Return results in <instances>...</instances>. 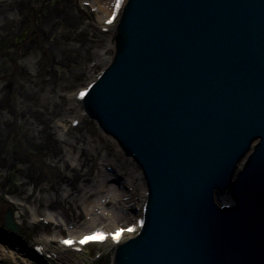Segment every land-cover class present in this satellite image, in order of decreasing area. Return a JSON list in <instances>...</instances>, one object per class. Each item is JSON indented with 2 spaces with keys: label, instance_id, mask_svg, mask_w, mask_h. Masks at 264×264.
<instances>
[{
  "label": "rangeland",
  "instance_id": "1",
  "mask_svg": "<svg viewBox=\"0 0 264 264\" xmlns=\"http://www.w3.org/2000/svg\"><path fill=\"white\" fill-rule=\"evenodd\" d=\"M38 1L0 0V87L5 84L11 91L6 102L10 104V111L0 110V113L6 118L16 119L21 111L26 112L27 116L36 112L41 114L36 120L41 119L51 125L45 130L34 121L38 124L37 130L49 138V148L45 149L48 160L41 153L29 152L27 155L28 166L31 167L30 172L33 175L32 181L35 179L41 189L36 190L30 181L26 182L27 185L23 189H19L24 194H19L12 188L13 192L8 191L9 196H6L8 200L16 203V210L22 218L19 222L33 233L31 238L24 235L28 242L77 235L102 224L124 225L133 217V214L125 211L120 187L113 184L112 187L102 188L101 183L109 174L103 165L110 164L117 170L118 164L110 155L111 152L108 158L104 157L103 151L100 152L101 155L96 153L94 141L98 142L99 139L91 131V122L86 120L79 130L70 134L64 132L63 137L59 136L61 130L58 125L62 123L66 128L64 122L76 113L69 100L71 92L88 81L98 68L105 66L109 61V43L104 37L95 34L91 27L92 23H97L106 15L93 17L89 21L82 14L81 10L86 12L84 3L93 4L94 0H52L44 6L33 25L32 9ZM62 33H67L70 38L63 39ZM85 51L89 52V55ZM37 73L41 75L36 76ZM21 87L29 95V101L26 100L25 104L21 102L24 98L17 94ZM2 96L0 92V99ZM59 96L65 97L64 100H60ZM10 113L13 115H9ZM17 127L21 128L18 124ZM56 140L57 142H54ZM13 141L11 137L7 146L14 145L27 151V145L25 147L22 141ZM81 154L86 158H82ZM6 159V154L0 152V161ZM121 162L122 160H118V163ZM7 170L5 162L2 163L0 181ZM90 171L95 174L93 178L87 177ZM126 181V184L135 187L137 196L141 195L142 184L129 179ZM114 186V211L107 214L102 207H96L90 216L93 227H82L86 222L84 207L93 200H99V195H95L97 192L101 196L100 203L103 204L110 196L108 190ZM32 191L34 194L30 196ZM57 203L61 206H73L77 217L68 221L61 210L53 208ZM50 216L59 219V227L45 233L33 230L32 221L35 218ZM67 259L74 264L92 262V257L86 255ZM107 259L110 263L111 256Z\"/></svg>",
  "mask_w": 264,
  "mask_h": 264
},
{
  "label": "water",
  "instance_id": "2",
  "mask_svg": "<svg viewBox=\"0 0 264 264\" xmlns=\"http://www.w3.org/2000/svg\"><path fill=\"white\" fill-rule=\"evenodd\" d=\"M219 1L220 0H204L206 7H201L199 14L195 11V9H193L194 21L189 24V27L195 25L199 29L197 38L205 36L202 34V32L208 30L210 27L221 25L224 23V21H226V18H224L222 21H216V19L213 18V14L215 12L217 13L215 18L221 17L220 11H217V8L220 6ZM245 1L246 3H251V1L255 0ZM242 3L245 4L242 1L240 6ZM258 4L259 12L255 11L251 13L249 17L250 23L254 22L258 25V30L244 33V35L249 38V41L256 36L259 38L260 44L257 46V49L252 51L247 48L248 38H244L243 40L236 42V40L233 39L234 36H230L224 45H222L221 49L218 50V52H215L216 48L214 47L211 48L210 52L208 53L210 58L206 63V68L208 66L210 67L211 65H214L213 69L216 72V79L219 77V75H222L223 77L222 79L218 80V83L214 86L213 90L211 89V91L219 93L221 90H223V88L227 89L229 87L231 91L230 95H232L231 102L229 104L218 102L215 104V107L210 108L209 112L205 113L203 116L198 113L196 114V112H194V115H192V109L196 104L192 105L191 102H189V104H186L183 108L180 103H184V100L181 98L182 96L180 94H177L175 98L170 96L172 100L166 101V106H163V110L154 114V117L167 116L169 118L170 122L168 123L166 121L168 123L166 125L168 128L165 130V135L169 139V143L167 142L164 147L168 149L171 148L173 150V154L167 151L165 156L163 155L164 157L162 154L156 155L155 151H153L152 154H149V156L153 159L151 160V164L156 165V168L159 166V168H162L163 163H166L165 159L168 160V164H165L166 171L163 170L161 173V169H150L152 177L155 176L153 179L156 180L155 190L157 188L161 194L169 193V198H161L159 195H157V199H154V203L159 209L158 213L160 217L158 220L159 222L155 224L157 227L155 232L158 234L156 238L157 241L160 240L161 237L163 238V234L158 233L160 229L164 228V230H166V228H173L176 230L177 237L181 238V235L184 233L182 238L184 237V239L186 238V240H189V243L193 240L194 246L196 245L197 241H199L201 243L199 244L200 249L203 246V243L201 242L202 238L207 235L206 232L208 233L211 231L215 234L216 232L218 233V229L221 230V235L219 241L217 242L218 245L225 244L227 241H231V239H233L235 242H238L240 233L243 231L244 223L255 226L259 215L264 217V72L256 81L254 75H247L244 77V92L239 83L233 86L235 76L233 78L231 76L233 75L231 72H234L236 66L234 65V61L230 58L231 56L235 55L234 59L237 60L242 58V54L245 56L249 54L251 55L249 57L250 62L255 63V59H257L259 60V65L263 66L264 0L258 1ZM229 13V17L232 20L229 21V23H231L230 25L234 29L235 26H239L241 22L240 19L242 16H244V13L239 12L236 15H233L231 11ZM185 34H187V31L186 33L182 32L180 37L177 35L179 39L178 44L176 45L180 50L179 53L173 54L181 64L185 62V56L188 53L187 49L185 51H182V49L184 46L187 47V45H190L191 43V41L183 40ZM239 34H242L240 29ZM249 34H251V37ZM240 35H238L237 38H240ZM169 39L171 40V36L165 40ZM237 44H239L240 49L237 48ZM194 48H196V46H194ZM199 49H201V47H198L196 52L199 51ZM166 57L167 60H171L169 54H166ZM196 61H198V58L194 57V60H191V63H187V65L190 67V71H186L181 68V71L178 72L179 75L182 74V78L180 76L178 78L180 86L179 84H176L174 87L173 83L166 85V75L163 76V78L160 80V83L161 85L164 84L163 86H166V88H162V90L164 91L174 87L179 91H183L186 84L190 90V85L194 84L193 79L199 75V73H196ZM166 65L167 68L176 67V65H169L167 62ZM164 66L162 67V70L166 69ZM151 76L155 77V74L148 75V77ZM189 78H191V81H188ZM261 81H263V84L260 85V83H262ZM159 85V83H156L153 89L155 90L157 88L156 90H160L161 88L158 89ZM155 86L157 87L155 88ZM156 90L155 94H157ZM242 93H244L243 96ZM196 96L198 102L203 98L201 94ZM155 103L156 101L154 99V104ZM208 106V101L205 99L202 107L206 108ZM224 106H226L228 109L226 110ZM158 107L160 106L156 105V108ZM172 107L174 109L170 110ZM187 107L188 110L186 109ZM181 110L186 111L183 114L186 116V118H188L187 123L189 125L188 129L183 133H179L177 130L179 126L183 128L182 124L179 122L181 115H179V112ZM216 125L218 126L219 130H222L221 133L213 137L215 139H220L219 147L215 142L211 145L208 141L209 136L214 134L213 129L216 127ZM163 126H165V124H163ZM234 126H236L235 130ZM257 137H260V141L255 147V152L253 153V157L251 159L252 164L249 165L248 163L246 165L244 171L241 172L239 176L238 185L233 186V191L237 200L236 207H233L226 212H219L215 205H211V200H209L210 197L206 191V183L210 181V190L216 185H224L227 178H229L226 176L227 171L231 169L232 165L235 164L237 158H239L240 155H243L248 150V145L254 138ZM178 138H184L185 142L182 144L176 143L175 140ZM196 140L198 142H196ZM181 141H183V139H181ZM233 146H235L236 149H234ZM219 149L220 152L218 151ZM180 173L186 175L187 179L181 181L182 178ZM193 178H196L195 180H197L196 185L193 187H187V182ZM165 186H167V189ZM183 190H188L192 194L183 195ZM226 195L228 196V193H226ZM219 196L216 195L215 202L219 201ZM197 197L204 199V201L208 199L206 202L208 207H206V209L203 207H197L199 212L198 216H194L192 214L194 210H192V212H188V216L184 217V215H182V208L179 209L178 206H184L187 202V198L193 200L196 199V202L192 204V206H197ZM226 203L227 202H223L222 204ZM182 217H184V219ZM196 224L200 225L198 227L199 234H197V237L198 235L200 236L194 240L195 236H190V229L191 227L196 226ZM220 225H222V227ZM201 227L204 232L200 229ZM214 228L217 229V231ZM210 237V235L207 236V238L211 240ZM213 242L215 241L213 240ZM235 242H231V244ZM211 244L212 243L210 242V245L206 246L207 249H209L208 252L210 253L208 256V258L211 260L210 264H218V261L221 259L222 255L226 253V251L221 248L219 249L216 243H214V246H211ZM210 247L217 250L219 249V254L215 255V253H212V249ZM197 254L199 253H193L190 258L194 257V262L202 264V255L200 258V256L198 257ZM184 255H186V253H184ZM190 258L186 262H189Z\"/></svg>",
  "mask_w": 264,
  "mask_h": 264
},
{
  "label": "bare ground",
  "instance_id": "3",
  "mask_svg": "<svg viewBox=\"0 0 264 264\" xmlns=\"http://www.w3.org/2000/svg\"><path fill=\"white\" fill-rule=\"evenodd\" d=\"M96 2L100 4L99 0H96ZM112 2H113V0H110L109 2L107 0V4L105 3V5H106L107 8L106 7L105 8L104 7H100V5H98L99 6V10L101 11V13L108 12L109 9L111 8V3ZM114 26L115 25H113V28H114ZM111 32L112 31H110V33ZM109 36H111V35L109 34ZM110 42H111V49H113L114 48V40L113 39H110ZM85 52H87V51H85ZM25 129H26L27 134L25 132V136L24 137L28 140V143L31 146V148L34 149V147L36 148L37 145H38V147H40L41 146V144H40L41 142H38L37 141V136L38 135L34 133L33 129L31 128V125L29 123L25 124ZM7 132H8V127L6 125H5L4 128H0V140L3 139L4 135L7 134ZM107 143H109L110 145H112V143L108 139H107ZM0 146L3 147V144L1 143ZM111 149H113V148H111ZM104 151H105L104 156L107 157V154H108L106 152L107 149H104ZM22 155H23L22 153H20V152H18L16 150L13 151V153H12V157H14V159H19L20 160ZM99 155H101V154L99 153ZM126 161L129 162V160H126ZM22 168L23 167H21V168L16 167V163L14 162V164L12 165V172H13V174H11L10 177H12V176H18V172ZM26 174H27V172H26ZM128 174H129V177H131V175H132V169L130 167H129V170H128ZM9 179H12V178H9ZM9 179H8V181H11ZM133 193H130L128 191L125 192V196L127 197L126 198L127 199L126 200V204L129 205V206L132 205L135 201H139L136 198V195L133 194ZM110 194H112V193H110ZM96 206H99V202L93 200V202L89 203L85 207V214L87 215V219H88L85 222L86 223L85 226L90 227V226H93L94 225L91 222V220H89V215H91V212L94 211L93 209ZM70 211H71V216H74L75 215V213H74V207H69L67 209L68 215L70 214ZM9 218L13 221V217L12 216L9 215ZM9 222H10V220H9ZM4 229L5 228L0 229V238H4V239L7 240V237L8 236H4V235H6V233H4L5 232ZM10 241L7 240L8 243H3V239H0V264H60L58 262L57 263H55V262L52 263L51 261H48V260H46L44 258L43 259L32 258L31 255L29 254V251L24 250V249L21 250V248H19L18 246L14 245V244H11L12 242H10Z\"/></svg>",
  "mask_w": 264,
  "mask_h": 264
},
{
  "label": "snow or ice",
  "instance_id": "4",
  "mask_svg": "<svg viewBox=\"0 0 264 264\" xmlns=\"http://www.w3.org/2000/svg\"><path fill=\"white\" fill-rule=\"evenodd\" d=\"M97 239H100V237L99 236L86 237L84 241H81V243H85V242H89V241H93ZM66 243H69V242H66Z\"/></svg>",
  "mask_w": 264,
  "mask_h": 264
}]
</instances>
